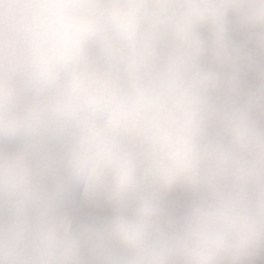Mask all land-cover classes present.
<instances>
[{
	"label": "clouds",
	"instance_id": "clouds-1",
	"mask_svg": "<svg viewBox=\"0 0 264 264\" xmlns=\"http://www.w3.org/2000/svg\"><path fill=\"white\" fill-rule=\"evenodd\" d=\"M0 264H264V0H0Z\"/></svg>",
	"mask_w": 264,
	"mask_h": 264
}]
</instances>
